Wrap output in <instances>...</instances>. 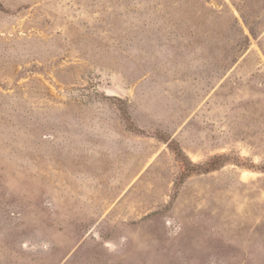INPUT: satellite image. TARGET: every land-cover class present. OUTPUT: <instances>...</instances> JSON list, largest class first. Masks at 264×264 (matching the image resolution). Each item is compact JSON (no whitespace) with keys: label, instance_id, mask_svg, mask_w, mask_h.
I'll list each match as a JSON object with an SVG mask.
<instances>
[{"label":"rangeland","instance_id":"374dc122","mask_svg":"<svg viewBox=\"0 0 264 264\" xmlns=\"http://www.w3.org/2000/svg\"><path fill=\"white\" fill-rule=\"evenodd\" d=\"M0 264H264V0H0Z\"/></svg>","mask_w":264,"mask_h":264}]
</instances>
